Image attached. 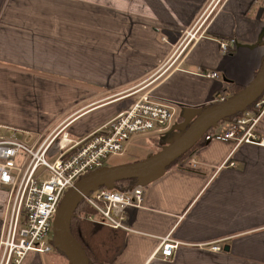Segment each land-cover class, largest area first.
<instances>
[{
    "label": "crops",
    "instance_id": "0c3cea01",
    "mask_svg": "<svg viewBox=\"0 0 264 264\" xmlns=\"http://www.w3.org/2000/svg\"><path fill=\"white\" fill-rule=\"evenodd\" d=\"M202 9L199 34L177 48ZM263 58L264 0H0V133L30 142L64 127L80 139L150 92L172 110L169 130L149 136L161 144L250 83ZM262 105L252 130L264 141ZM230 123L142 180L126 228L94 216L108 243L96 264H264V143L223 138ZM7 199L0 187V237ZM165 236L177 247L163 257Z\"/></svg>",
    "mask_w": 264,
    "mask_h": 264
},
{
    "label": "built area",
    "instance_id": "2783aa9c",
    "mask_svg": "<svg viewBox=\"0 0 264 264\" xmlns=\"http://www.w3.org/2000/svg\"><path fill=\"white\" fill-rule=\"evenodd\" d=\"M219 48L228 52L225 41L219 43ZM207 75L215 77L216 72ZM216 100L224 97L213 101ZM261 103L264 96L255 106ZM171 118L170 105L144 92L131 106L80 139L71 138L64 127L31 142L0 133V187L8 196V214L0 237V264H25L29 253L50 252L55 221L67 192L81 177L104 167L111 154L121 153L132 135L163 131ZM249 120L231 121L221 136L237 142L264 143L253 133V122L250 124ZM143 193L138 181L127 189L100 186L83 197L96 211L87 217L100 215L105 224L126 228L121 213L128 205L139 206ZM175 247L177 243L168 236L161 238L159 249L163 257L171 256Z\"/></svg>",
    "mask_w": 264,
    "mask_h": 264
},
{
    "label": "water",
    "instance_id": "95a60500",
    "mask_svg": "<svg viewBox=\"0 0 264 264\" xmlns=\"http://www.w3.org/2000/svg\"><path fill=\"white\" fill-rule=\"evenodd\" d=\"M264 90V58L253 79L241 91L226 97L218 104L203 109L176 138L148 158L101 167L81 177L65 195L54 226V240L70 264H88L82 248L70 237V220L78 203L92 190L122 179H136L142 182L162 172L168 163L178 159L194 145L221 119L231 116L255 99Z\"/></svg>",
    "mask_w": 264,
    "mask_h": 264
},
{
    "label": "trees",
    "instance_id": "16d2710c",
    "mask_svg": "<svg viewBox=\"0 0 264 264\" xmlns=\"http://www.w3.org/2000/svg\"><path fill=\"white\" fill-rule=\"evenodd\" d=\"M245 87V86H244ZM241 85H234L231 91V94L228 95L230 97L231 95L238 93L241 91L243 88ZM221 92V90L219 91ZM264 95V90L251 102L246 104L244 107H242L240 110L236 111L233 113L231 116L219 120L214 126L220 123H227L236 120L237 118L241 117L244 112L247 110H253V112H257V108H255L254 103ZM226 99V97L224 98ZM221 100H216L213 101L212 103H209L208 105H205L203 109H208L216 104H218ZM203 109L200 111V113L203 111ZM199 113V114H200ZM194 119V118H193ZM192 122V121H190ZM190 123H188L189 125ZM187 125V126H188ZM186 126V127H187ZM213 126V127H214ZM184 127L182 131L186 128ZM212 127V128H213ZM211 128V130H212ZM210 131H208L195 145L193 148H191L189 151L184 153L182 156H180L178 159L171 161L170 163L167 164L166 168H170L172 165H174L179 159L182 157L186 156L188 153H190L194 148L198 147L203 143L205 138L210 134ZM181 131V132H182ZM180 132V133H181ZM165 168V169H166ZM136 182V179L131 178V179H122L119 181H116L113 183V188L120 187L118 189H123V188H129L132 187V185ZM96 211L95 209L87 203V201L83 198L75 208L71 220H70V237L71 239L77 243L83 250L88 264H96L97 262H101V258L103 257V252L105 249L108 247L107 240L104 238V236H98L95 233L98 231L99 228H96L99 226L101 223L97 222L96 220L89 219L87 217L88 214H95ZM111 229H116L111 227ZM36 263V261H34ZM65 264H70L69 260H67V263Z\"/></svg>",
    "mask_w": 264,
    "mask_h": 264
},
{
    "label": "rangeland",
    "instance_id": "374dc122",
    "mask_svg": "<svg viewBox=\"0 0 264 264\" xmlns=\"http://www.w3.org/2000/svg\"><path fill=\"white\" fill-rule=\"evenodd\" d=\"M214 1H217V0H214ZM204 11H205V9L200 10L197 13V15L194 17L192 23L179 32L177 39L179 40L180 44L177 48H179L182 45V43L185 42V40H190L191 36H193L195 34V32L197 34H199V32H200L199 27L202 24L201 23V17L203 16ZM187 33L188 34L191 33V34L189 36H187L188 35ZM227 51H228V49H227ZM263 106L264 105H262V107ZM259 110L261 111V109H259ZM248 112L249 113H244L241 117H239L237 119H244V120L250 119L249 121L251 124L253 122V110H248ZM217 125H219V124H217ZM216 126H214L212 128V130ZM168 130H169V124H168L167 128L165 130H163L161 133H165ZM171 133H172V131H171ZM151 134H153V132H148V133H144V134H136V135L132 136V138L130 140H127L125 142L124 149L122 150L121 153L111 154L107 158L106 163H105L106 164L105 168L110 167V166H115V165L120 164V163L130 164L132 162L148 158L151 155H153L154 153L158 152L164 146L168 145L169 142L173 141L176 138V135L172 134L168 137V139H166L164 141H162L164 138H161L162 142H161V144H159L160 143L159 141H157V142L154 141L156 139L150 140L149 136ZM24 139L27 140L26 137ZM157 140H160V139H157ZM50 244H51L52 250L50 252H47V253H40L39 257H38V263L39 264H63V263H67L66 256L63 255L62 252L60 251V249L57 247V244H56L54 239L50 242Z\"/></svg>",
    "mask_w": 264,
    "mask_h": 264
},
{
    "label": "flooded vegetation",
    "instance_id": "af4514ba",
    "mask_svg": "<svg viewBox=\"0 0 264 264\" xmlns=\"http://www.w3.org/2000/svg\"><path fill=\"white\" fill-rule=\"evenodd\" d=\"M254 105H255V103H254Z\"/></svg>",
    "mask_w": 264,
    "mask_h": 264
}]
</instances>
